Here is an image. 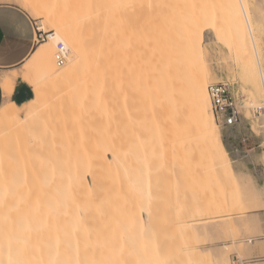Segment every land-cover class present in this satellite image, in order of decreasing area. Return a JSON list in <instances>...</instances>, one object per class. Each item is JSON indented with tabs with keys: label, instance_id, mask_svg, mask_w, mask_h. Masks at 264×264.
I'll use <instances>...</instances> for the list:
<instances>
[{
	"label": "bare ground",
	"instance_id": "6f19581e",
	"mask_svg": "<svg viewBox=\"0 0 264 264\" xmlns=\"http://www.w3.org/2000/svg\"><path fill=\"white\" fill-rule=\"evenodd\" d=\"M17 1L52 33L48 40L36 45L18 69L13 70V67L0 76V88L5 97L0 104V127L5 126V131L16 127L17 130L18 126L40 114L43 116L45 109L52 106L43 79L36 77L39 69L45 73L49 85L64 90L57 89L60 92L56 90V95L66 93V96L60 95L62 101L64 97L69 99L81 111L72 117L79 119V123L84 116L88 121L94 120L95 128L93 125L91 128L96 131L97 126L98 132L96 136V132L93 134L95 140L90 139L94 142L90 141L89 148L86 144L80 147L81 150L78 147L74 150L72 147L78 143L71 144L72 150L70 148L68 152L64 147L65 156L56 155L61 152L57 153V148L54 150V145L61 143L58 141L56 144L54 141L45 140L49 144L35 141L38 147L31 148V152L28 149L32 156L27 150V153L22 151L24 158L27 160L31 156L28 160L32 161H28L31 163L28 170L30 163L21 159L25 167L28 165L24 170V175L28 176L24 179L31 177L35 182L27 181L38 184L37 187L26 182L39 189L34 192L30 186L35 193L31 198L36 196L39 200L36 198L28 205L31 198L26 200L24 196L23 203H28L17 208L22 203V195H17L16 199L20 198L21 202H15L19 210L14 214L15 205L8 207L9 202L5 203L8 194L4 198L6 208L3 210L2 207V211L6 213L7 207H11L13 213L8 211L0 217V264H215L217 261L229 264L223 256L224 251L212 256L208 252L197 253L191 247L185 252L180 247L181 242H177V246L179 236L170 238L171 235L165 234V227L161 230L169 237L163 238V231L159 232L161 221L157 218L161 215H156L155 208L151 209L155 204L150 205V193L147 198L145 196L147 189H152L149 184H152L150 172L153 171L178 173L199 180L203 174L213 171L211 177L226 174L233 180L231 183L237 176L212 109L208 90L211 77L205 83L203 66L207 65L212 73L203 37L202 34L196 36L193 23H190L191 27L187 26L191 20L187 24L177 18L183 13L177 5L179 0ZM257 2L254 14L248 11V3L244 0H240V7L230 6V21L242 38L245 59L242 73L248 75L246 80L249 81L250 77L256 79L260 73L264 86V71L256 43L258 25L264 22V0ZM178 22L180 26L186 23L184 32L179 30L182 27L176 26ZM59 43L66 52L63 65H59L55 57ZM18 77L32 89L31 97L23 103L10 100ZM65 99V105L61 101L63 107L69 104ZM73 106L69 104L68 107L73 109ZM88 121L86 125L90 128L92 121L90 124ZM75 125L73 127L78 128ZM12 130L7 132H14ZM118 134L125 136L116 137ZM119 137L126 139L122 141ZM52 145L53 150L49 148ZM215 177L212 184L219 178ZM149 178L146 189L142 183ZM29 186L25 184L21 191L27 193ZM151 189L148 192L154 187ZM38 192L39 196L36 195ZM236 206V209L240 208ZM164 219L167 222L168 216ZM175 221L165 223L169 226L166 229L174 228L178 222ZM193 221L182 222L179 229L189 232ZM149 223L156 225L158 232L154 229L156 226ZM159 235L164 245L160 244L161 238L156 241ZM248 242L253 243V240ZM263 242L256 240V244L264 249ZM227 247L225 245L223 249L227 250ZM234 264L247 263L241 260Z\"/></svg>",
	"mask_w": 264,
	"mask_h": 264
},
{
	"label": "rangeland",
	"instance_id": "374dc122",
	"mask_svg": "<svg viewBox=\"0 0 264 264\" xmlns=\"http://www.w3.org/2000/svg\"><path fill=\"white\" fill-rule=\"evenodd\" d=\"M244 1L245 3H248V11L254 14V12L257 10V3H258L257 0H247L248 2H246V0ZM0 3L15 4V5H18L20 8H22L21 4L17 0H0ZM177 5H179L182 8V12H183L180 16H177L178 19L180 17L179 21L184 20L185 22L187 21V24H188V22L191 20V22H189L187 26L191 27L192 24L190 23H193L195 31H196V36L199 34H202L204 50H205L207 60L210 65L211 73H212L211 81L209 82V84L212 81L229 80L235 84V87L239 93V96L242 97L243 107L241 108V112H242L243 119L240 122V124L237 125L235 128H230V129L222 128L218 124L222 132V135H223V141L230 154L232 165L235 169V172L237 173L236 180H235L237 185L234 184L235 181L234 183L233 182L231 183V181L233 180L225 176L226 174H220L223 176L216 174L215 175L216 177L214 176L215 179L219 177L218 180L216 181L217 185L212 184L211 182H213L212 179H214V177L213 175L211 177L210 174L211 172L213 173V171L203 174L202 176L203 178H201L200 180L198 178H192L191 176H184L178 173H167L166 171H164L165 173L163 172L157 173L154 171L150 172V176H151L150 178H152V181H150V183L152 182V184L151 185L149 184V180H150L149 178V179H146V181L142 183L144 184L142 186L144 187L146 185V189H147V184H149V186H151L152 189L154 187L153 190L150 188L152 190L151 192H148L150 191V189H147V193H145V196L147 198L149 195L148 193H150L149 195L150 197H148L150 201L152 202L150 203V205L153 204V202L155 204V205H151V209L153 210L155 208L154 212L156 211L157 213L156 215H159V214L161 215V217H157L156 215L155 216L158 218V220L160 219L159 221H161L162 224L160 222V225H159L160 229H159L157 227L159 222L158 220L156 221V218H155L154 221L158 222L157 224L155 222L157 226L152 223H149V225L152 224L153 226H156L154 227V229L156 230L159 229L160 233L161 231H163V229L161 230V228L165 227L164 230H167L165 231V234L168 233L169 235H171L170 238H172V235L174 236L173 238L179 236V238L178 237L176 238V243L181 242L180 245L182 246L180 247H183L185 252H187L191 247L194 248V250L197 253L206 254L205 252H208L212 256L215 253L224 251L223 256L224 258L228 260L229 264L238 263L241 260L245 261L247 264H264V257L256 258L252 254V250L255 248V246H258L256 244V240H259L262 242L264 241V111H263L264 105H260L264 103V99H263L264 98V88H263L264 86L262 83V79H261L262 77H261V74L259 73L260 70L258 66H257V69H258L257 72L260 75L257 73L259 76V77L258 76L255 77L257 80L254 78L252 79V77H250L252 80V81L250 80L251 81L250 82L249 79L246 80L248 78V75L245 72L242 73L245 67L244 66L245 65L244 53H243V49H241V46H242L241 39L242 38L240 37L238 30H236L234 26H232V23L230 21V17H231L230 16L231 15L230 6L233 7L234 5H237L240 7V0H179L177 2ZM28 14L34 19V21L37 23V27L40 30L45 31V32L51 31L47 27L45 28V26L42 23H40V19L35 18L29 12ZM185 22L183 23L184 25L186 24ZM178 24L179 22L176 25L177 27L180 26V24L179 25ZM183 24L182 26H180L182 27V29L178 28L179 30L183 31L184 29L187 28L186 25L184 26ZM258 29L259 31L257 33L256 43L260 51V62H261L262 69L264 71V22L263 24L258 25ZM25 62L26 60L23 63ZM36 77L43 79L42 82L45 85V93H47L46 94L47 97L51 98L49 105H52V106L51 107L49 106L48 108H46L45 109L46 111L44 110L45 113L43 111L44 113L43 116L40 114V117L37 118L36 116H39V115H36L35 116L36 118H33L32 121L30 120L29 122L24 123L22 126H18L19 128L17 130H16L17 127L16 128L11 127L13 129L15 128L14 130L7 128L8 129L7 131L12 130L14 132L10 131L11 133H9L5 131L6 130L5 126L0 127V206H1L0 207L1 209L0 217L1 216L4 217L5 214L8 211H10L11 207L8 209V207L11 206L10 204H12V206L15 205L13 207L15 209L17 206L16 203L17 202L20 203L22 199H24V196L26 197V200H28L29 196L31 198V195L35 194V193H32V190H34V192L37 191V190L35 191V189L38 187V184L28 182V181H32V182L34 181L33 179H31V177H30L31 180L29 179V177H27L26 180L24 179V176L25 178L26 176H28V175H24V170H27L25 168L28 165H29L28 166V170H29V167L31 166V163H32L31 160H28V159H31L30 157L32 156V154H30L29 152H31V148L36 147L39 140H40L39 143H41V141L43 143H47L45 142V140H47L48 142L54 141L53 144L57 141L61 142V143L57 142L58 146H60L59 148L57 144L55 143L56 145H54V150L57 148L56 149L57 153H59V151L61 150V152L56 155L65 156L64 152L65 150L69 152L68 149L72 147L71 144L75 145L78 143V146L75 145L74 147H72L74 148V150L77 147L79 148V150H81L83 145L85 146L86 144H87L86 147H88V144L90 143V141L91 143L94 142L92 140L96 139L95 136L98 132L96 124H95L96 131L93 130L95 128L94 122H93L94 120L93 121L92 119L90 121L86 120L87 117L82 116V114L84 115V113L80 114L83 118H81V116L78 115L82 119V120L80 119V123L78 122L79 119H75L72 117V115L74 114L77 115V111H80V110H77L78 109L76 108L77 106L72 104V101L70 103V100L69 99L66 100L67 98L65 99V97L64 99L68 101L69 104H71L72 106L74 105L73 106L74 113L73 112L71 113L73 109L68 107L69 104L66 105L67 109H66V106L63 107V105L61 104L63 97L60 96L62 93L60 95H56L59 90L62 91L63 89L61 90L60 88H57L59 89L57 90V89H54L56 86L54 87L52 86V84L49 85L45 77V73H43L41 70L38 69L36 71ZM259 80L260 82L257 83V81ZM253 82H255V84L257 83L258 85L256 86ZM65 94L66 93H64V95ZM64 99L62 102L65 105L66 102L64 101ZM54 104H58V105L56 106ZM60 105H62L64 109L62 107H59ZM79 113H81V111L78 112V114ZM44 117L48 118V120L45 119ZM87 121L88 123L89 122L91 123L92 121L91 125H89L90 128L86 125ZM70 123L72 124L76 123L78 128L76 127L77 128L76 129L75 127H73L75 124L72 126V124L70 125ZM51 124H52V128H50ZM79 124L81 125V127L83 125L85 126L81 128L79 127L80 126ZM70 127H72V129ZM125 130L126 129H124V131ZM94 133H95V136H93ZM91 134H92V137H95V138H92ZM87 135L88 136L90 135L88 139L86 137ZM121 135L122 134L120 135L118 134L116 135V137L121 136ZM122 136H125V135H122ZM121 137H119L120 140L125 141L124 138L126 139V137H123V139H121ZM119 138L117 140H119ZM69 139L71 141L67 142L69 141ZM72 139H75V140L72 141ZM81 140H84V142H82ZM35 141H37L36 142L37 144L34 143ZM117 142L119 143V141ZM118 143L116 146H118ZM90 146L91 144L89 145V147ZM49 148L53 150V145L50 146ZM62 149H65V150H62ZM24 150L25 152L26 150L27 152L29 151L28 155L29 154L31 155L30 157L28 156V158L26 157L27 160L24 158V154H22L23 153L22 151ZM62 153L64 154L62 155ZM22 157L25 159L24 161L21 160L23 159ZM21 161H23L24 163L27 161L26 164L30 162L31 163L26 165L25 167L23 163H21ZM135 172L136 170H134V174H136L134 178L135 180H137L138 175ZM147 180H148V183H147ZM26 182L29 184H32L33 186L35 184V186L37 185V187L33 188V186L30 185L32 188L31 190L30 186L27 185ZM219 182L221 183V185L222 184L223 185L220 186ZM16 183L19 185H17ZM20 184L21 185L24 184L23 187L25 186V184L26 186H29V188L27 187L28 188L27 193H26V190L24 191L25 193L23 192V190L21 191L23 187H20ZM14 185L17 189L13 187ZM9 186H10V189L11 188L14 189V190L11 189L12 192L9 188L8 190L6 189ZM20 192H23L24 194ZM39 193L40 192H38L36 195L39 196L40 195ZM6 195L8 196L7 202L4 201V198L6 199ZM17 195L19 197L21 195L23 196V197L21 196V201L18 200L20 198L16 199ZM152 197H156V199L159 200L158 203L156 199L155 198L153 199ZM34 198L33 199L31 198L32 200L30 199L29 203L28 201L27 202L24 201L25 203H23L22 201V203L19 204L18 205L19 207L17 208H20L22 204L28 203L29 205L31 201H36L37 199L39 200V198H37L36 196ZM4 202L5 203L9 202V205L6 209L7 211L6 213H4L5 211L4 212L2 211V207H3V210H5L4 208H6L5 207L6 204H4ZM236 203L239 204L240 208L236 209L234 207V205L236 206ZM148 204H149V200H148ZM191 205L192 207H190ZM224 205L227 207H225ZM239 206H236V207H239ZM17 208L16 210H14V214L16 213V211L18 212L19 209ZM157 208L160 211H158ZM225 208H227V210ZM9 215L12 216L13 214H8V216ZM167 216H168V219H167L168 223L164 219ZM217 218L218 219L220 218L223 220L219 221ZM152 219H150V222L152 221ZM169 219L170 221L172 219L171 221L172 224L173 222L174 223L176 222L175 220L178 221L176 226L174 227L176 228V230L171 225L175 234H173L174 232L172 228H169V230L166 229L168 226L167 224L169 223L171 224V222L168 221ZM191 219L192 221L193 220L194 221L192 222L193 226H191L189 232L187 233L182 232L179 229V228H182L180 224L182 222L191 221ZM205 219H208V220H205ZM165 223H167L166 226H165ZM151 226L149 227V229L151 228ZM177 229H179V231ZM163 233L164 231L162 232V234ZM182 233H184L186 236ZM169 235L163 234V238L165 236L169 237ZM160 238H161V235L157 237L156 241H158V239L160 240ZM249 239H252L253 243H249L248 242ZM162 240L163 239L161 238L160 244L164 245V242H162ZM160 244L158 243V245ZM178 245L179 244L177 243V246ZM225 245H228L227 250L223 249Z\"/></svg>",
	"mask_w": 264,
	"mask_h": 264
},
{
	"label": "crops",
	"instance_id": "0c3cea01",
	"mask_svg": "<svg viewBox=\"0 0 264 264\" xmlns=\"http://www.w3.org/2000/svg\"><path fill=\"white\" fill-rule=\"evenodd\" d=\"M36 26L37 23L34 19L18 5L0 3V76L7 71H11L13 67V70L18 69L36 49L38 46L35 36ZM2 92L0 88V104L3 99L5 100ZM31 95V87L18 77L10 95V100L23 103ZM252 254L256 258L264 257V249L262 246H255Z\"/></svg>",
	"mask_w": 264,
	"mask_h": 264
},
{
	"label": "built area",
	"instance_id": "2783aa9c",
	"mask_svg": "<svg viewBox=\"0 0 264 264\" xmlns=\"http://www.w3.org/2000/svg\"><path fill=\"white\" fill-rule=\"evenodd\" d=\"M37 27V26H36ZM52 32H45L37 27V42L49 39ZM55 57L59 65L66 61V52L62 43L58 44ZM212 109L217 123L222 128H235L242 121V97L239 96L235 84L229 80H219L208 86Z\"/></svg>",
	"mask_w": 264,
	"mask_h": 264
},
{
	"label": "snow or ice",
	"instance_id": "6c2138e0",
	"mask_svg": "<svg viewBox=\"0 0 264 264\" xmlns=\"http://www.w3.org/2000/svg\"><path fill=\"white\" fill-rule=\"evenodd\" d=\"M116 7H120V5H116ZM56 39H57V41L59 42V37L57 36L56 37ZM199 58V57H198ZM203 72H204V75H205V83H207V80L208 79H210V77H211V74H210V72L208 71V66L207 65H204L203 66ZM203 89L201 88V91H202ZM205 105H207V98H205ZM69 264H70V262H69ZM215 264H224V262H221V261H217V262H215Z\"/></svg>",
	"mask_w": 264,
	"mask_h": 264
}]
</instances>
